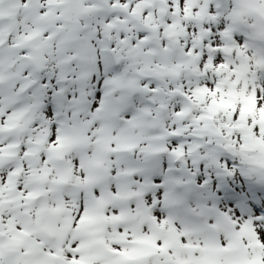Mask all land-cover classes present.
I'll return each mask as SVG.
<instances>
[{
  "label": "snow or ice",
  "instance_id": "obj_1",
  "mask_svg": "<svg viewBox=\"0 0 264 264\" xmlns=\"http://www.w3.org/2000/svg\"><path fill=\"white\" fill-rule=\"evenodd\" d=\"M0 264H264V0H0Z\"/></svg>",
  "mask_w": 264,
  "mask_h": 264
}]
</instances>
